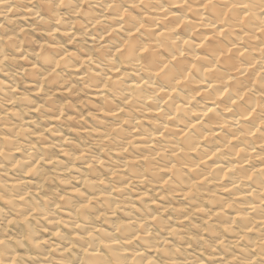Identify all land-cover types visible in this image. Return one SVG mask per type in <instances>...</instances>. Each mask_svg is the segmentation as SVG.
I'll return each mask as SVG.
<instances>
[{
    "label": "clouds",
    "instance_id": "9594fccd",
    "mask_svg": "<svg viewBox=\"0 0 264 264\" xmlns=\"http://www.w3.org/2000/svg\"><path fill=\"white\" fill-rule=\"evenodd\" d=\"M0 264H264V0H0Z\"/></svg>",
    "mask_w": 264,
    "mask_h": 264
}]
</instances>
